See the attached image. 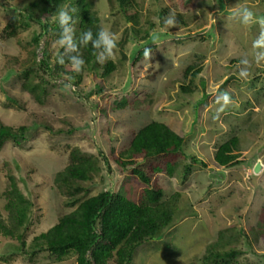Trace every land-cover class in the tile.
Returning a JSON list of instances; mask_svg holds the SVG:
<instances>
[{"label": "rangeland", "instance_id": "rangeland-1", "mask_svg": "<svg viewBox=\"0 0 264 264\" xmlns=\"http://www.w3.org/2000/svg\"><path fill=\"white\" fill-rule=\"evenodd\" d=\"M21 1L0 0V124L28 127L20 146L9 141L0 151V211L7 215L4 193L12 177L33 203L23 249L74 209L66 205L67 197L54 184L55 174L68 165L74 148L96 157L101 166L92 180L81 183V199L104 190L137 198L142 184L132 180L130 168L122 172L115 159L135 132L157 121L184 139L174 176H153L164 191L163 202L174 211V225L138 247L130 264H192L216 241L219 231L227 240L237 238L234 246L242 251L237 264H264V239L257 235L254 243L252 233L258 231L259 215H264V61L259 65L254 62L252 48L259 26L245 27L227 20L234 14L229 8L238 3L264 16V0H192L190 11L184 10L179 0H131L139 13L138 27L150 28L151 35L154 30L167 34L148 46L154 48L151 58L138 63L130 58L139 41L126 38L133 33H126L130 23L122 18L118 5L114 0L112 4L93 0L102 27L117 34V48L112 58L97 64L96 71L86 68L79 84L71 88L74 93L59 86L62 79H54L50 71L34 65L32 37L40 34L39 24L17 28L7 38L11 29H3L20 9ZM164 9L186 24L178 21L176 27L164 28L160 16ZM188 35L192 38L185 43L174 42ZM55 41L48 35L40 37L37 63L47 51L54 66L57 54L64 53L63 48L54 46ZM244 58L252 61L246 78L239 76L237 67ZM108 61L114 63L115 70L102 78ZM190 64L202 67L193 80L190 75L183 76ZM29 68L28 77L47 91L42 104L22 87L23 72ZM257 69L259 78L254 74ZM190 83L194 93L184 95L180 86ZM225 90L233 103L214 119L220 107L215 97ZM122 104L125 108L118 110ZM233 136L239 137L241 164L222 168L214 162V152ZM192 157L202 162L194 163ZM257 162L262 168L255 173ZM137 164L146 165L142 158ZM185 166L191 172L183 181ZM18 245L0 236V264H76L73 255L56 262L46 252H16L13 249Z\"/></svg>", "mask_w": 264, "mask_h": 264}, {"label": "trees", "instance_id": "trees-1", "mask_svg": "<svg viewBox=\"0 0 264 264\" xmlns=\"http://www.w3.org/2000/svg\"><path fill=\"white\" fill-rule=\"evenodd\" d=\"M130 1L114 0L118 5V9H116L122 13V18L130 23V26L126 27V33L134 34L127 35L126 38L129 40L137 38L139 41L130 58L133 63H138L144 58V49L149 48L148 46L153 45L154 42L149 33L150 28L141 29L138 27L139 13L133 8ZM191 1L179 0V4L184 10L190 11ZM201 1L204 2V0ZM20 3V9L13 12L10 21L3 30L11 29L10 33H7V38H10L17 28H26L31 22L39 24L40 34L32 37L34 49L31 55L34 58V65L50 71L54 79H62V74L72 76V88L79 84L86 68L97 70L98 61L91 44L79 49V54L85 60L84 68L79 73L68 67L67 58H65V65L58 63V58L63 55L62 51L57 54L53 67L50 64L47 51L43 54L42 60L38 63L35 60L39 39L43 34L48 35L50 39L57 40L59 38V25L52 19L59 8L76 9L70 14L73 17L77 40L84 31L89 29L95 37L102 25L93 0H23ZM108 3L112 4V0H108ZM167 13L168 11L165 9L161 12L162 20ZM179 18V23L185 25L182 18ZM157 36V40H164L167 34H157ZM191 38L192 36L188 35L174 42L185 43ZM196 66V64L188 65L183 76L186 78L187 75H190L193 80L202 69V67L196 68ZM114 70V63L108 61L100 76L107 78ZM259 70L254 71L257 78H259ZM30 71L29 68L23 72L25 81L22 83V87L36 103L42 104V96H45L47 91L41 84L34 83L28 77ZM191 83L180 86L184 95L194 93ZM252 83L256 85V80H252ZM59 86L64 87L63 84ZM68 90L74 93L71 89ZM125 105L118 106V110L124 109ZM27 130L28 127L23 125L13 128L0 124V151L9 141L20 146L26 140ZM183 144V137L172 131L166 124L157 121L150 122L132 135L130 141L115 159L122 172L130 168L133 175L132 180L142 184L139 196L137 198L134 196L132 199L126 197L121 191L110 190H104L96 195L81 199L78 196L84 190L81 183L92 180L95 175L100 173L101 166L96 157L81 152L79 148L72 149L69 153L68 165L55 174L54 184L61 195L67 197L66 205L74 207V209L59 217L57 222L46 231L35 236L26 249H23L26 244L25 234L30 224L33 203L18 188L15 180L10 177L8 189L4 193L6 199L4 210L7 215L3 216L0 211V236L17 241L19 245L13 249L16 252L23 251L24 254L30 255L46 252L56 262H61L73 255L76 264H130L138 247L161 237L174 225V211L167 203L163 202L164 191L153 180V176L162 173H166L170 177L174 176L178 167L177 158L179 154L183 153ZM238 149L239 137L233 136L217 146L214 152V162L222 168H231L241 164L238 160ZM139 158L144 159L145 166L137 164ZM192 161L194 163L202 162L195 157H192ZM190 172L191 168L185 166L183 181L188 178ZM135 188L134 186V190ZM262 214L259 215L256 225L258 231L252 230L254 243L259 237L257 235H261V238L264 239V215ZM236 240L237 238L234 236L227 240L224 238V233L219 231L216 241L207 245L206 253L199 261L192 264H237L236 259L242 251L234 246L237 243Z\"/></svg>", "mask_w": 264, "mask_h": 264}, {"label": "clouds", "instance_id": "clouds-1", "mask_svg": "<svg viewBox=\"0 0 264 264\" xmlns=\"http://www.w3.org/2000/svg\"><path fill=\"white\" fill-rule=\"evenodd\" d=\"M229 10L234 11L233 15L227 17V20L238 21L241 25L249 27L253 24L259 26V32L256 38L252 42V48L254 50V62L259 65L261 61H264V16H257L256 13L247 5L238 3L234 7H230ZM76 9L72 8H59L55 12V15L52 19L58 23L60 32L59 38L55 41L54 46H59L64 49L63 55L58 58V63L60 65H65L67 58L68 67L79 73L83 70L85 65V60L79 54V49L82 46H87L91 44L92 48L95 50V55L97 57L98 63L103 64L108 59L114 56V52L117 48L118 36L116 33L111 32L110 30L101 27L95 34L91 29L84 31L79 39L75 37V27L73 17L70 12H75ZM222 14V12H220ZM164 28H174L177 26L178 21L175 17L174 12H169L163 18L162 21ZM153 42H156L158 36L156 31L152 33ZM75 53L74 55H70ZM144 59L151 58V49L145 48L143 51ZM252 61L244 58L237 65L239 68V76L246 78L249 75L248 69L251 66ZM73 77L67 74H62V81L64 88L71 89ZM215 103L220 105L217 109V114L214 116V119H219V113L223 112L230 104L233 103L230 93L225 90L215 97Z\"/></svg>", "mask_w": 264, "mask_h": 264}, {"label": "water", "instance_id": "water-1", "mask_svg": "<svg viewBox=\"0 0 264 264\" xmlns=\"http://www.w3.org/2000/svg\"><path fill=\"white\" fill-rule=\"evenodd\" d=\"M262 168V165L260 162H257L256 165L254 166V172L258 173Z\"/></svg>", "mask_w": 264, "mask_h": 264}]
</instances>
